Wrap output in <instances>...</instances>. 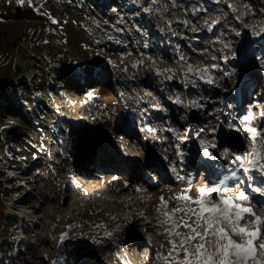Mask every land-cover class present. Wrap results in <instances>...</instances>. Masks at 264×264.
Masks as SVG:
<instances>
[{
    "label": "rangeland",
    "instance_id": "rangeland-1",
    "mask_svg": "<svg viewBox=\"0 0 264 264\" xmlns=\"http://www.w3.org/2000/svg\"><path fill=\"white\" fill-rule=\"evenodd\" d=\"M260 78L264 0H0V198L9 230L0 264H77L82 253L83 264H125L148 233L152 264L166 245L160 197L189 182L193 198L205 182L230 184L222 153L237 144L215 136L230 129L237 138L244 123L225 117L222 103L232 112L251 103ZM201 140L215 144L205 159Z\"/></svg>",
    "mask_w": 264,
    "mask_h": 264
},
{
    "label": "snow or ice",
    "instance_id": "snow-or-ice-1",
    "mask_svg": "<svg viewBox=\"0 0 264 264\" xmlns=\"http://www.w3.org/2000/svg\"><path fill=\"white\" fill-rule=\"evenodd\" d=\"M228 7L233 8V5ZM52 23L57 21L52 20ZM204 23L211 30L217 21ZM192 30L196 31L195 28ZM188 71H193L191 65ZM196 71L205 73L208 69ZM260 117L264 119V112ZM244 120L255 123L251 110ZM246 130L253 133L249 151L240 155L225 149L222 156L234 155L244 176L251 180L253 172L264 176V130ZM210 147L215 144L200 141L205 155ZM233 176H236L235 172ZM179 178L184 179L183 176ZM260 183L264 184V180ZM246 184L252 193L264 197V187H252L244 179L232 187L224 180L213 184L205 182L195 198L190 195L192 185L189 182L168 200L160 197L157 213L162 217L163 232L158 235L166 238V245L161 244L156 250L152 264H264V202L256 201L247 188L241 187ZM170 201L175 202L174 207L169 208Z\"/></svg>",
    "mask_w": 264,
    "mask_h": 264
},
{
    "label": "bare ground",
    "instance_id": "bare-ground-1",
    "mask_svg": "<svg viewBox=\"0 0 264 264\" xmlns=\"http://www.w3.org/2000/svg\"><path fill=\"white\" fill-rule=\"evenodd\" d=\"M94 85H96V84H94ZM172 87H177V85L175 84V85H172ZM220 89H224V95L222 96V98L223 99H226L227 97H230V95H231V92H230V90H229V88L225 85L224 87H222V88H220ZM220 89H216V91H220ZM182 90H184V87H182ZM174 94V97H175V100H174V106L175 107H178V105L179 104H182L183 103V100L181 99V98H179L178 97V93L177 92H174L173 93ZM163 101H164V103H167L168 102V100L166 99V98H164L163 99ZM240 104V103H239ZM222 111H225V117H230V116H232L233 114H232V111H231V108L229 107V106H227V104L225 103V102H223L222 103ZM82 106L83 105H81V107L80 108H82ZM250 106V103L249 104H247V102H244V103H242L241 105H240V107L239 108H243V112H244V110H247L246 108H248ZM191 107V103L190 102H188V103H186L185 104V109H188V108H190ZM74 110H77L78 108H76V107H72ZM260 113V110L258 109V112H257V115ZM257 115H256V117H255V119L257 118ZM179 124H181V126H183V125H185L183 122H180ZM230 124L231 125H234L235 124V121H233L232 119L230 120ZM250 125H252V123H250ZM227 131H225V129H223L222 131H219L217 134H216V136H215V138H216V141H219V142H221V143H225V144H237V145H239V143H240V141H239V138L238 139H236L235 137H233V134L231 135V133H230V129L228 130V129H226ZM174 137H175V140H178V135H174ZM253 137V136H252ZM252 137H251V140H252ZM208 151V150H207ZM208 154H209V152H208ZM168 155H169V159H171V158H173L174 156H173V154H172V152H170V153H168ZM180 156V155H179ZM205 156L207 157V155H203V157H204V159H205ZM202 160V157L201 156H199V158H196V159H193V164H195V165H199L198 167H200V161ZM159 161L157 160V162L156 163H158ZM176 165H178V164H180V161L177 159L175 162H174ZM164 164H166V162L165 161H163L162 163H160L159 164V167H157V165H155V166H153L154 165V163L152 164L151 163V169L152 170H157V169H162L163 168V166H164ZM176 173H178L180 170L178 169V170H174ZM136 174H138V171H135V175ZM111 175V174H110ZM157 178H159V179H163L164 177H157ZM166 178V177H165ZM92 180H94V178L93 179H90V181H92ZM167 180L168 181H171L172 179L171 178H167ZM23 200V198H17V199H15L14 200V203L15 204H18V203H20L21 201ZM105 201H107V195H106V197H105ZM32 212V210H31V208H29L28 210H27V214L29 215L30 213ZM62 253V252H61ZM87 258H88V256L86 255V254H84V253H82L81 255H80V257L77 259V258H75V257H73V259L75 260L76 259V263L77 264H83V263H86V261H87ZM62 259V256H60V257H58V258H56L55 260H54V263H58L59 262V260H61ZM78 260L80 261V262H78ZM129 264H133L132 262H129Z\"/></svg>",
    "mask_w": 264,
    "mask_h": 264
},
{
    "label": "trees",
    "instance_id": "trees-1",
    "mask_svg": "<svg viewBox=\"0 0 264 264\" xmlns=\"http://www.w3.org/2000/svg\"><path fill=\"white\" fill-rule=\"evenodd\" d=\"M16 43H18L17 40L13 42L12 45L15 46ZM251 90L252 88L249 90V92ZM98 91L100 92L101 89L99 88ZM4 214H5V205L0 198V244L9 241V230L4 221ZM150 253H151V247H150Z\"/></svg>",
    "mask_w": 264,
    "mask_h": 264
},
{
    "label": "water",
    "instance_id": "water-1",
    "mask_svg": "<svg viewBox=\"0 0 264 264\" xmlns=\"http://www.w3.org/2000/svg\"><path fill=\"white\" fill-rule=\"evenodd\" d=\"M253 92H254V90H253Z\"/></svg>",
    "mask_w": 264,
    "mask_h": 264
}]
</instances>
